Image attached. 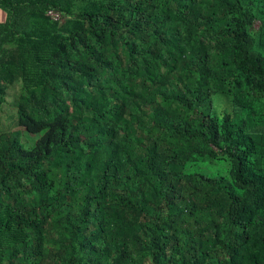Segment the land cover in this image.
Instances as JSON below:
<instances>
[{"label":"trees","instance_id":"trees-1","mask_svg":"<svg viewBox=\"0 0 264 264\" xmlns=\"http://www.w3.org/2000/svg\"><path fill=\"white\" fill-rule=\"evenodd\" d=\"M4 103L0 264H264V0H0Z\"/></svg>","mask_w":264,"mask_h":264},{"label":"rangeland","instance_id":"rangeland-1","mask_svg":"<svg viewBox=\"0 0 264 264\" xmlns=\"http://www.w3.org/2000/svg\"><path fill=\"white\" fill-rule=\"evenodd\" d=\"M16 92V89L13 88L12 92H10V94L14 95ZM8 100L11 101L12 97H8ZM6 103H4L2 106V108H0V132L1 131H7V130H11V131H17L18 128L16 127V117H15V111L11 106H7L5 105ZM27 138L28 139V143H29V139L32 142L33 138H36L35 136H30V135H26L24 133H19V139L20 141L23 143L24 139Z\"/></svg>","mask_w":264,"mask_h":264},{"label":"built area","instance_id":"built-area-1","mask_svg":"<svg viewBox=\"0 0 264 264\" xmlns=\"http://www.w3.org/2000/svg\"><path fill=\"white\" fill-rule=\"evenodd\" d=\"M47 15H48L51 19H53V20H57V19L59 18L58 14H57V13H54V12H52V11H48V12H47Z\"/></svg>","mask_w":264,"mask_h":264}]
</instances>
